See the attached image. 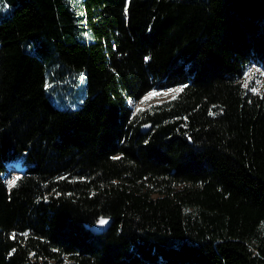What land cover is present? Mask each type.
Wrapping results in <instances>:
<instances>
[{
    "label": "trees",
    "instance_id": "16d2710c",
    "mask_svg": "<svg viewBox=\"0 0 264 264\" xmlns=\"http://www.w3.org/2000/svg\"><path fill=\"white\" fill-rule=\"evenodd\" d=\"M6 5L0 264H264V89L244 84L264 69V0ZM50 76L82 86L76 107Z\"/></svg>",
    "mask_w": 264,
    "mask_h": 264
},
{
    "label": "rangeland",
    "instance_id": "374dc122",
    "mask_svg": "<svg viewBox=\"0 0 264 264\" xmlns=\"http://www.w3.org/2000/svg\"><path fill=\"white\" fill-rule=\"evenodd\" d=\"M77 3L78 0H73ZM0 9H8L6 0H0ZM0 16V20L5 18ZM93 35L90 32L88 40H92ZM244 84L253 90L261 91L264 89V69L258 65H248L244 73ZM182 87H173L164 90H152L145 97L139 101H131L134 113L141 110H145L152 105L159 104L174 98ZM48 90L52 97L57 102V106L60 108L76 107L80 101L83 93L82 86L75 85L72 80L66 79L65 81L58 80L57 77L50 76L48 79ZM10 170L7 174V183L22 174V167L20 165L10 166ZM9 186V183H8Z\"/></svg>",
    "mask_w": 264,
    "mask_h": 264
},
{
    "label": "water",
    "instance_id": "95a60500",
    "mask_svg": "<svg viewBox=\"0 0 264 264\" xmlns=\"http://www.w3.org/2000/svg\"><path fill=\"white\" fill-rule=\"evenodd\" d=\"M151 123H146L142 125L141 130L143 133H146L151 129ZM101 221H105V223H101ZM114 220L112 216L103 214L98 217L97 221L94 223V225L90 228L91 231L95 234H103L107 232L110 227L113 225Z\"/></svg>",
    "mask_w": 264,
    "mask_h": 264
},
{
    "label": "snow or ice",
    "instance_id": "6c2138e0",
    "mask_svg": "<svg viewBox=\"0 0 264 264\" xmlns=\"http://www.w3.org/2000/svg\"><path fill=\"white\" fill-rule=\"evenodd\" d=\"M176 91H180V90H176ZM255 91V90H254ZM19 179V177H17V178H15V179H13V180H11V181H9L8 183H9V187H14L15 186V184H16V180H18ZM101 223H105V221H101ZM15 237V234H13V238Z\"/></svg>",
    "mask_w": 264,
    "mask_h": 264
},
{
    "label": "crops",
    "instance_id": "0c3cea01",
    "mask_svg": "<svg viewBox=\"0 0 264 264\" xmlns=\"http://www.w3.org/2000/svg\"><path fill=\"white\" fill-rule=\"evenodd\" d=\"M7 12H9V8L8 9H0V15L5 14Z\"/></svg>",
    "mask_w": 264,
    "mask_h": 264
}]
</instances>
